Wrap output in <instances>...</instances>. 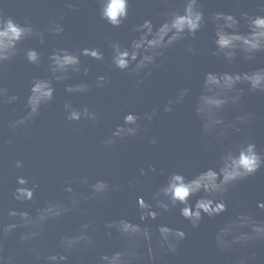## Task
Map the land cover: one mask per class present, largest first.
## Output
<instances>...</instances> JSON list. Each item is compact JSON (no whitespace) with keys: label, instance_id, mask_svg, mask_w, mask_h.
<instances>
[{"label":"water","instance_id":"95a60500","mask_svg":"<svg viewBox=\"0 0 264 264\" xmlns=\"http://www.w3.org/2000/svg\"><path fill=\"white\" fill-rule=\"evenodd\" d=\"M183 0H129L127 19L119 27H113L99 16L98 0H0V14L10 15L19 21L25 16L34 26L43 28L50 20L63 26V33L52 37L45 34V42L37 40L25 42L26 47H35L40 51L43 63L31 65L23 56L18 55L0 67V86L10 94L19 97L14 105H0V136L12 143L0 151V223L7 222V210L22 207L35 212L45 201H60L65 197L63 181L66 178L87 175L91 179L106 180L110 185H120L111 191L103 203L87 200L82 204L84 215L77 212L59 220L50 222L47 227L46 243L55 244L57 235L71 234L83 221L94 218L99 227L96 232L94 248L80 254L70 255L69 264H97L101 253H111L123 246V242L113 232L106 235L103 222L123 217L139 222L137 197L146 200L152 191L160 185L168 173L178 171L186 177L198 172L215 168L218 158L226 147L212 137L202 138L200 121L193 108L202 90V82L207 72H251L264 68V50L255 52L252 59H244L237 53L231 63L220 55H214L213 25L206 23L195 35L177 42L170 47L158 67L151 75L143 77L139 88H134L140 77L129 75L111 64L110 41H116L126 47L138 34L133 27L144 19L158 26L166 11H182ZM200 8L207 21L215 12L231 13L240 17L241 13L250 16L264 15L258 6V0H200ZM238 30L247 32L241 21ZM191 44L194 52L187 51ZM97 48L104 53L103 60L81 56L82 67H88L86 76L73 74L71 79L56 83L55 97L52 103L41 110V115L28 129V138L20 139L11 135L6 127L7 121L23 112V101L28 94L33 77L47 76V56L56 48H68L79 52L82 48ZM107 74L110 79L103 88L92 87L84 95L69 96L64 91L65 83L80 80L93 83L97 75ZM143 76V73L140 74ZM187 87L189 94L184 101L173 106L171 112L163 107L175 96L178 89ZM242 89L240 102L228 106L223 115L233 120L237 115L251 113L252 118L241 125V132H233L231 142H252L257 150L264 152V92L251 91L247 84L238 85ZM66 99L79 107L87 105L100 116V122L92 126L85 121L66 122L63 119L62 104ZM156 109V115L147 131L134 138L126 139L116 145L111 152H105L101 146L103 137L116 125L122 123L123 115ZM142 125L146 124L141 120ZM155 138V145L149 143ZM15 159L24 161V169L18 173L13 167ZM150 166L155 171H150ZM144 168L146 175L141 176L139 169ZM22 174L35 178L40 184L38 196L30 203L17 205L11 199L15 187V177ZM77 192L86 191L74 184ZM199 195V194H198ZM193 201L196 197L191 198ZM258 201H264V167L254 175L237 182L228 192L227 211L220 216H204L199 227L193 228L180 214L179 209L163 213L156 221H145L153 231L151 245L155 250V260L145 264H236L241 257H248V264H264V240L254 241L245 248L234 252H222L215 246L214 236L218 227L234 219L238 212H250L258 219H264V210L256 207ZM168 224L182 229L185 238L179 242L176 252H168L158 245L155 232L157 224ZM144 244L140 246L143 251ZM17 249L15 237H10L6 252ZM21 264L25 258L20 257Z\"/></svg>","mask_w":264,"mask_h":264},{"label":"clouds","instance_id":"9594fccd","mask_svg":"<svg viewBox=\"0 0 264 264\" xmlns=\"http://www.w3.org/2000/svg\"><path fill=\"white\" fill-rule=\"evenodd\" d=\"M168 3V0H164ZM99 16L113 27H119L128 16L129 0H98ZM258 6L264 10V0H258ZM164 19L154 27L149 19H144L133 27L138 35L124 47L116 41H110L111 64L129 75L140 77L134 88H139L143 77L151 75L153 68L158 67L157 58L163 62L165 52L177 42L187 37H195L196 33L206 23L213 25L214 55L222 56L231 63L237 53L244 59H252L255 52L264 50V15L250 16L241 13L236 17L231 13L215 12L207 21L200 8V0H183L182 11H166ZM244 21L248 31L241 33L238 28ZM64 31L63 26L55 20H50L43 28L33 25L28 16L19 21L13 16L0 14V67L21 55L31 65L43 63L40 51L35 47H26L25 42L37 40L45 42V34L56 37ZM188 52H194L191 44L187 45ZM81 56L95 60H103L104 53L97 48H82L74 52L68 48H56L47 56V76L33 77L27 96L23 101L21 115L7 121L6 127L12 136L27 139L29 126L39 118L41 110L53 102L56 83L71 79L73 74L86 76L88 67H82ZM143 73V76L140 74ZM107 74L97 75L94 84L85 80L65 83L64 91L73 95H84L92 87L103 88L109 82ZM247 84L249 90L264 92V68L251 72H207L202 82V90L197 97L193 111L200 121L201 137H212L226 147L221 151L215 168H206L192 177L173 171L167 174L164 181L151 193L149 199L137 197V212L139 222H133L123 217L108 219L103 222L106 235L112 237L113 232L123 242V246L111 253H101L97 264H145L144 257L149 262L155 260V250L151 245L152 228L145 221H156L163 213L171 209H179V214L193 228H197L204 216L209 218L220 216L227 211L226 198L229 190L239 181L254 175L264 167V152L258 151L252 142H231L233 132H241V125L252 118L251 113L237 115L233 120L224 118L228 106L240 102L241 84ZM189 94L187 87L178 89L175 96L168 100L163 107L164 112H171L173 106L184 101ZM19 97L10 94L0 86V105H14ZM63 119L66 122L85 121L92 126L100 122L96 110L87 105L75 106L70 99L63 104ZM156 115L152 108L143 115L127 112L123 115L122 123L116 124L101 140L105 152H111L114 147L126 139L137 137L142 131H147ZM143 120L146 124L142 125ZM12 140L0 136V151ZM149 143L155 145L153 137ZM12 167L18 172L24 169V161L15 159ZM150 171L155 168L150 166ZM141 176L146 175L145 169L140 168ZM3 176L0 175V184ZM74 184H79L86 191L77 192ZM120 187L110 185L106 180L91 179L87 175L73 176L63 181V191L66 194L60 201H45L34 213L22 207H11L7 210V222L0 223V264H21L20 257L25 258V264H69L70 255L85 253L94 248L96 232L99 227L94 218H89L78 225L71 234L57 235L55 244L49 247L47 227L50 222L59 220L77 212L84 215L82 204L91 200L103 203L108 194ZM40 184L22 174L15 177V187L11 199L17 205L32 202L37 196ZM199 194V195H198ZM196 197L193 201L191 198ZM256 207L264 210V201H258ZM155 232L160 248L168 252H176L178 244L185 238L182 229L168 224H157ZM15 237L17 249L6 252L10 237ZM264 240V219H258L250 212H238L234 219L217 228L214 242L222 252H234L253 243ZM144 244L143 251L140 250ZM248 257H241L236 264H248Z\"/></svg>","mask_w":264,"mask_h":264}]
</instances>
